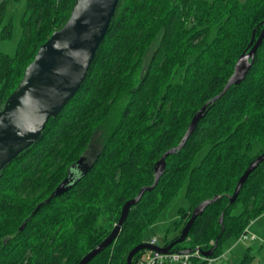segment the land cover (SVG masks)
<instances>
[{
	"label": "trees",
	"instance_id": "trees-1",
	"mask_svg": "<svg viewBox=\"0 0 264 264\" xmlns=\"http://www.w3.org/2000/svg\"><path fill=\"white\" fill-rule=\"evenodd\" d=\"M25 1L17 50L0 52V107L38 47L65 23L75 3ZM263 24L264 0H118L76 93L48 119L39 139L0 170V227L3 222H16L4 233L14 236L5 244L0 239V264H77L110 232L124 202L153 183L155 162L179 143L193 114L222 91L236 59ZM109 123L92 170L77 182L73 194L56 206H52L55 199L43 206L52 209L46 212L49 219L41 215L36 221L39 231L58 228L64 221L59 228L62 234L50 238L48 250L40 247L29 254L28 248L38 244L29 242V230L21 233L17 226L32 204L75 167L97 128ZM255 141L260 147L251 156ZM203 148L198 164H193ZM263 150L264 39L245 78L206 107L183 148L166 158L153 189L130 207L118 237L87 264H125L128 251L147 242L146 230L185 180L188 206L179 208L176 232L162 246L177 238L196 205L218 195L172 250L192 251L197 246L204 252L216 244L211 256L222 253L225 241L236 239L264 213V161L229 203L238 178ZM29 184L42 189L33 203L18 193ZM59 213L64 217H57ZM142 251L131 264H137ZM247 254L235 264H248ZM197 260L192 257L190 264Z\"/></svg>",
	"mask_w": 264,
	"mask_h": 264
},
{
	"label": "water",
	"instance_id": "water-1",
	"mask_svg": "<svg viewBox=\"0 0 264 264\" xmlns=\"http://www.w3.org/2000/svg\"><path fill=\"white\" fill-rule=\"evenodd\" d=\"M117 4L118 0H75L65 23L53 30L47 40L38 47L32 61L24 68L17 86L0 107V170L39 139L48 119L56 116L76 93L106 34ZM263 39L264 24L257 38L254 39L253 35L247 49L236 59L232 73L222 91L210 98L193 114L179 143L166 150L155 162L153 183L142 186L136 196L124 202L119 218L110 232L85 253L77 264H87L118 237L130 207L138 203L146 191L153 189L164 172L166 158L183 148L206 107L219 99L231 85H237L245 78ZM263 161L264 150L250 160L238 178L234 191L229 196V203L235 201L248 175ZM80 162L82 156L76 161L77 164ZM68 183L69 179L66 176L42 203H48L53 197L68 190L70 187ZM217 197L218 195H215L205 199L192 209L175 240L165 246L149 242L139 243L128 251L125 264H131L133 256L143 249H155L160 252L171 250L173 245L187 237L196 217ZM41 204L37 205L34 211H37ZM219 222L222 224V215ZM215 247L216 244L202 254L211 256Z\"/></svg>",
	"mask_w": 264,
	"mask_h": 264
},
{
	"label": "rangeland",
	"instance_id": "rangeland-1",
	"mask_svg": "<svg viewBox=\"0 0 264 264\" xmlns=\"http://www.w3.org/2000/svg\"><path fill=\"white\" fill-rule=\"evenodd\" d=\"M25 3H26L25 0H0V52L2 53L14 54L17 50L18 44L21 41V36L23 33V28H22L23 26L21 24V18L24 12ZM110 126L111 124L109 123V124H106L104 126L97 128V130L95 131V133L93 134L90 140V143L88 145L89 149L87 151L90 152V151L100 149L103 141L105 140L108 134ZM259 147H260L259 141H255L253 143L252 150L250 151V155L251 156L255 155L257 151L259 150ZM205 148H203L200 152L197 153L193 161V164H198L202 154L206 150ZM101 180L102 178L100 177L99 181ZM27 191H29L27 187L26 189H23L21 192H23L24 195H21V197H23L26 201H29V203H31V201H33L32 198L34 196L27 195L26 194ZM34 192H38V191L35 190ZM185 192H186V180L181 186L177 196L173 199L171 203H169V205H167L159 213L157 219L148 227V229L145 232V236H150L152 234H155L158 245L160 246L163 245L165 239L169 240L174 235V221L178 217L179 208L180 207L186 208L188 206L187 200L185 198ZM51 210L52 209H50L49 211ZM90 216L88 215V217ZM45 217L49 219V216L47 213L45 214ZM57 217L54 216L53 220L57 219ZM14 219L16 220V217H14ZM47 219L45 223H42L43 225L47 223ZM15 223L8 222V228L5 231L12 228L15 225ZM55 223H57L56 220L55 222H52L53 226ZM257 227L264 232V219L259 221V223L257 224ZM260 239L261 240L258 242V247L253 248V251H252L253 253L248 252L247 254L251 256L250 257L251 262L249 261L248 264H264V235H262ZM234 242L235 241H233V239H229L225 241L223 243V249L226 250ZM244 247L245 245H243V242L240 241L236 245V248L232 250L231 256L236 255ZM174 263L180 264L179 262H175V261H164L159 264H174Z\"/></svg>",
	"mask_w": 264,
	"mask_h": 264
},
{
	"label": "flooded vegetation",
	"instance_id": "flooded-vegetation-1",
	"mask_svg": "<svg viewBox=\"0 0 264 264\" xmlns=\"http://www.w3.org/2000/svg\"><path fill=\"white\" fill-rule=\"evenodd\" d=\"M100 154V151L99 150H94V151H87L86 153H84L82 155V162H80L79 164L76 163L75 167L71 170L68 171V175H65L61 180L60 182L65 179L66 176H68V179H69V183L68 185L70 186L68 190H66L65 192L61 193L60 195H57L55 197H53L52 199H55V201L52 203V206H56V202L57 201H61V200H64L65 198H67V195H69L70 193H72V191L74 190V188L76 187V184H78L77 182L83 177L85 178L86 175L88 174L89 170H92L91 169V166L94 165L96 162H97V159H98V156ZM59 182V183H60ZM58 183V184H59ZM56 184L51 192L54 190V188L58 185ZM36 187V189H35ZM27 189L29 191L26 192L27 195H31V196H34L32 198V200L34 201V198L35 197H40L42 191L39 189V186L37 185H34V184H29L27 186ZM38 191V192H34V191ZM41 191V192H39ZM49 192V193H51ZM21 195H24L23 192H18ZM49 193L44 196L42 199L36 201L35 203H33V201H31L33 204H32V209L29 211L30 213L28 214V216H26L24 222H21V224L19 226H17V229L21 232V233H24L26 229L29 230V242L32 243H36L38 245L36 246H31L28 248V252L29 254H33L36 250L39 252V248L42 247V250H48L49 248V245H50V238L51 239H54L55 237H59L60 234H62V230L60 231L59 228L61 227L62 228V223L64 221H62L60 223V225L58 226V228L55 230V229H52V230H45V231H39L40 227L38 224H36V221H39V217L41 215H45L46 212H48V208L44 209V205L45 204H48V203H42L46 197H49ZM73 194V193H72ZM51 199V200H52ZM42 203V204H41ZM41 204V206L39 207V209L37 211H34L36 206ZM50 209V208H49ZM58 217H61L63 218L64 217V214L61 213L58 215ZM8 228V224L6 222H3V225L0 227V239H4V242L3 244H5V240H7L8 238H11L14 236L13 235H10V234H3L5 233L6 229ZM30 228V229H29ZM113 228V227H112ZM111 228V229H112ZM110 229V230H111ZM27 230V231H28ZM5 231V232H4ZM39 238H41L39 240ZM35 239V241H34ZM1 247V245H0Z\"/></svg>",
	"mask_w": 264,
	"mask_h": 264
},
{
	"label": "built area",
	"instance_id": "built-area-1",
	"mask_svg": "<svg viewBox=\"0 0 264 264\" xmlns=\"http://www.w3.org/2000/svg\"><path fill=\"white\" fill-rule=\"evenodd\" d=\"M247 238H254V235H249L246 227L237 237V241L245 240ZM147 242L158 245L157 238L155 236L150 237ZM223 255L224 254L218 256H204L202 252L199 251L198 247L188 252L172 249L167 252H160L155 249H143L137 260V264H159L164 261H178L180 264H190L192 257H196L200 261H205V264H214L215 261Z\"/></svg>",
	"mask_w": 264,
	"mask_h": 264
},
{
	"label": "crops",
	"instance_id": "crops-1",
	"mask_svg": "<svg viewBox=\"0 0 264 264\" xmlns=\"http://www.w3.org/2000/svg\"><path fill=\"white\" fill-rule=\"evenodd\" d=\"M262 219H264V213L261 214L260 216H258L257 218H255L250 224L249 226H247V232L249 235L253 234L254 238H247L245 240H240L241 242H243V245H245L244 248H242L236 255L231 256L232 250L234 248H236V245L240 242L237 241V238L233 241H235L234 243L231 244V246H229L226 250H223L222 253L218 254H224L222 257H220L219 259H217L215 261L214 264H235L237 262V260H239L240 258H242L245 253L251 252L253 253V248L258 247V242L261 240V236L264 235V232L259 229L257 227V224L259 223V221H261ZM175 230H174V234H175ZM150 236H156L155 234H152ZM216 255V256H218ZM178 262V261H175ZM251 262V261H250ZM200 260H197L195 262V264H199ZM177 264V263H174Z\"/></svg>",
	"mask_w": 264,
	"mask_h": 264
}]
</instances>
